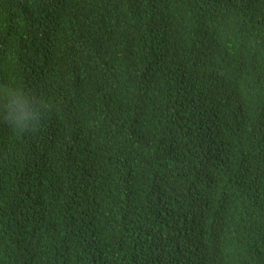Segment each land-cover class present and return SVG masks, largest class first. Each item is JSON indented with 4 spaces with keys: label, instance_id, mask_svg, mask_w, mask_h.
<instances>
[{
    "label": "trees",
    "instance_id": "obj_1",
    "mask_svg": "<svg viewBox=\"0 0 264 264\" xmlns=\"http://www.w3.org/2000/svg\"><path fill=\"white\" fill-rule=\"evenodd\" d=\"M8 82L0 264H264V0H0Z\"/></svg>",
    "mask_w": 264,
    "mask_h": 264
},
{
    "label": "clouds",
    "instance_id": "obj_2",
    "mask_svg": "<svg viewBox=\"0 0 264 264\" xmlns=\"http://www.w3.org/2000/svg\"><path fill=\"white\" fill-rule=\"evenodd\" d=\"M49 111L47 100L27 85L0 83V120L20 135L42 134Z\"/></svg>",
    "mask_w": 264,
    "mask_h": 264
}]
</instances>
